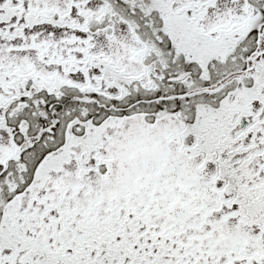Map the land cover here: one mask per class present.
<instances>
[{
  "label": "snow or ice",
  "instance_id": "1",
  "mask_svg": "<svg viewBox=\"0 0 264 264\" xmlns=\"http://www.w3.org/2000/svg\"><path fill=\"white\" fill-rule=\"evenodd\" d=\"M0 264H264V0H0Z\"/></svg>",
  "mask_w": 264,
  "mask_h": 264
}]
</instances>
